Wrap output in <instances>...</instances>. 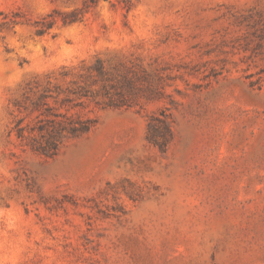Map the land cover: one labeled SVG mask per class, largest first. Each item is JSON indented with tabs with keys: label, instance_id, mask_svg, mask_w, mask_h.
Masks as SVG:
<instances>
[{
	"label": "rangeland",
	"instance_id": "rangeland-1",
	"mask_svg": "<svg viewBox=\"0 0 264 264\" xmlns=\"http://www.w3.org/2000/svg\"><path fill=\"white\" fill-rule=\"evenodd\" d=\"M88 4L0 0L19 22L0 27V264H264V0ZM98 60L122 106L90 104L97 128L53 159L21 146L27 85L100 90ZM165 114L162 152L147 136Z\"/></svg>",
	"mask_w": 264,
	"mask_h": 264
},
{
	"label": "trees",
	"instance_id": "trees-1",
	"mask_svg": "<svg viewBox=\"0 0 264 264\" xmlns=\"http://www.w3.org/2000/svg\"><path fill=\"white\" fill-rule=\"evenodd\" d=\"M95 3L96 0H90L86 9ZM80 15L81 12L73 11L61 15L60 19L64 25H68L81 21ZM57 22L58 16L55 13L37 21L35 23L36 34L45 35ZM18 24L16 20H5L0 23V27L11 29ZM91 69L96 76L93 85L102 84L100 90L92 89L91 86L85 84L84 80H71L60 85L54 83L52 76H48L45 86L39 82L27 85L25 94L31 101V112L27 117L20 118L11 131L21 146L46 159H53L67 142L88 136L97 128L99 124L97 118L86 117L82 114L90 104L95 103L114 108L122 106L121 102H118L120 100L108 96V100L100 98L101 96L104 98V95L109 93L106 83L110 78L103 63L98 60ZM60 75L62 80L66 81L71 73L64 67ZM125 79L128 84L131 83V80ZM36 113H38L36 118L27 122V118ZM173 139L174 130L169 116L165 114L162 118L153 117L148 126V142L162 152H166Z\"/></svg>",
	"mask_w": 264,
	"mask_h": 264
}]
</instances>
